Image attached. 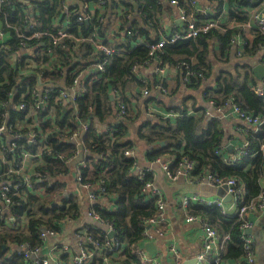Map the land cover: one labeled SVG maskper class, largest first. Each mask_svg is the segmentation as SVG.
Segmentation results:
<instances>
[{"label":"trees","instance_id":"trees-1","mask_svg":"<svg viewBox=\"0 0 264 264\" xmlns=\"http://www.w3.org/2000/svg\"><path fill=\"white\" fill-rule=\"evenodd\" d=\"M24 1L32 6L34 16L41 22L40 26L53 31L51 22L61 11L57 0H14L11 4L0 3V24L5 19L9 24L14 25L13 27H19L24 31L26 27L23 23L24 13L21 7ZM178 1L185 3L188 0ZM224 1L228 7V23L234 24L233 27L222 25L218 13L211 17H203L204 12L197 5L194 8L187 7L188 13L193 16L197 24L216 19L218 24L197 37L178 40L164 46L159 52V60L162 66H175L182 75L185 73V66L194 72H202L205 79L195 86H200L205 80L211 79L214 85L213 93L219 99L216 101L222 102L234 97L243 111L259 115L264 120V97L255 96L249 89V85L254 82L251 60L253 55L258 54L260 47L264 48V34L255 26L252 27V39L247 41L244 54L240 58L231 59V45H229L235 33L245 36L239 25L247 22L251 16L250 12L259 10L264 0H255L254 3H250L249 0H211L210 5L216 2V10H218V6H223ZM117 5L123 7V13L118 17L120 18L118 36L120 33L125 34L127 29L131 31L129 39L124 35L125 40H122L120 36L121 40L116 46L120 49V53L111 56L103 73H90L89 78L84 81L88 92L85 96L76 99L75 108L65 110L62 105H53L51 110L53 116L49 120L41 123L40 118H32L19 129L15 128V123L27 119V110L16 112L6 101L8 93L19 77L20 68L28 67L23 62L14 65L9 61L10 54L19 49L20 39L12 26L5 28L10 40L0 47V102H6V108L0 110V113L6 111L9 123L17 131L24 136L28 132L34 133L44 146L41 157L34 160V177H31L32 180L38 177L41 179V182L35 180L32 182L34 187H41L44 192L35 195L27 191L18 199L15 198L18 205L12 209L16 211L19 220L25 219L26 222L18 230H3L0 233L1 264H26L21 256L3 251L2 244L13 243L17 246L28 243L32 248L40 247L44 243L39 237L41 229L59 232V225L66 219L78 220L82 213L87 211H92L100 221L111 225L116 233L111 240H117L120 246L124 245L116 260L117 264H151L139 258L135 250L143 244L146 222L156 214V199L143 190L144 184L152 182L153 177L150 173H145L140 179L136 169L138 167L136 158L125 155L126 152L134 150L132 148L134 143L129 135V124L133 125L139 115L137 109L127 108L130 106V101L136 104L137 94L127 96L126 91L132 92L135 86L144 87V84L131 74V67L139 68L153 60L148 54L146 44L161 37L160 18L164 4L159 0H106L105 11L113 10ZM91 25L92 22L82 25L80 31L84 36L91 34ZM178 27L180 30L183 23L180 22ZM76 33L75 28L71 29L70 37L73 38ZM139 39L142 42L133 46V41ZM35 41H27V44L32 47ZM45 43H48L47 40ZM89 44L85 41L78 49H74L72 39L64 38L58 44L52 45L51 51L54 55L49 56L47 52L41 57L40 48L45 47L41 45L32 53L29 49L24 59L29 62L41 58L44 61L49 60L52 71L44 69L43 81H59L63 78L65 83L71 84L77 68L86 69L94 62L90 61L93 60L92 58L88 60L91 49ZM51 57L52 60L49 59ZM214 61L217 64L222 63L223 67L218 70L219 66H215ZM229 66L231 68L227 69ZM20 78L24 79V77ZM25 81L22 85L23 89L36 84L34 75H30ZM191 84H194V81ZM207 89H209L208 85L202 87V91ZM110 91H116L121 95L120 101L126 107V111L124 110L122 114L118 104L111 101ZM20 92L18 90V94ZM15 98L17 99V95ZM29 103L27 97L25 103L27 109L30 108ZM179 112L185 114L186 107L182 105ZM38 117H42V114H38ZM156 119L157 121L152 122H139L135 130L137 138L155 145L147 150L146 160L152 161L158 155L173 152L178 157L188 156L198 163L195 172L207 168L220 176H234L244 184V200L251 201L256 198L261 191L260 181L264 172V152L259 149L260 145H264V125L257 133L248 134L249 149L252 152L233 166L225 164L221 156L214 153L215 148L222 143L223 137L219 121H209L201 115L184 116L174 121H171V118ZM82 121L87 123V129L81 135L84 143L81 157L86 165L80 169L81 177L77 182L92 190L97 200L96 203L89 204L85 212L79 198L68 195L63 190L62 183L56 179L60 173H64L69 168L65 162L74 155L77 148L68 138L79 129ZM98 124L113 130L109 134H103L101 131L104 128L99 130ZM164 141L165 144L162 145ZM21 144L25 149H31L25 138L21 140ZM71 164H74L75 168V163ZM104 195L109 201L110 196L115 197L113 210H107L99 205V197ZM191 213L205 219L221 236L229 235L230 239L223 246L221 259L230 257L243 259L241 222L237 218H225L218 208L202 205L195 207ZM82 231L83 234L98 241L100 245L98 249L87 241H84V244L95 256L90 264H100L102 258L110 256V253H103V245L106 241L105 229L92 224L86 225ZM60 260L63 264H69V255L62 254Z\"/></svg>","mask_w":264,"mask_h":264},{"label":"built area","instance_id":"built-area-1","mask_svg":"<svg viewBox=\"0 0 264 264\" xmlns=\"http://www.w3.org/2000/svg\"><path fill=\"white\" fill-rule=\"evenodd\" d=\"M13 1L14 0H0V3L11 4ZM206 1L209 2L211 0ZM58 2L61 7V18H59L61 19V23L57 24L58 26H56V24H52L53 31L43 29L40 26L41 22L38 17L34 16L32 6L26 4L25 1L21 5L24 13L23 23L26 27L24 31H22L19 27H13L14 25L12 26L5 19L4 22L0 24V47H3L7 41L10 40V35L5 32L6 27L12 26L16 36L20 39L19 49L10 54L9 61L14 65L23 62L27 64L28 67L20 68L18 73L19 77L16 79L12 90L8 93L6 101L9 102L11 109L16 112L27 110V119L21 123H15L16 129L24 126L25 122L28 121L29 118L34 117L37 114L43 115V121L48 119L51 115L53 105H62L65 110L75 108L76 99L85 96L88 92V88L84 85V81L89 78L90 73H103L107 68L110 56L117 52L114 46L103 41H99L102 35L101 29L102 26H104L103 24L105 21L103 15L101 14L102 12L100 11L106 5V0H79L77 4L71 5H66L64 3L65 0H58ZM249 2L254 3L255 0H249ZM169 3L176 6L179 22L183 23V27L179 30L178 25H175L169 33L163 34L156 41L146 44L149 56L153 57L152 61L157 64L155 68V73L157 75H161L164 72L162 63L159 60V52L164 46L173 44L178 40L197 37L200 33H205L218 24L217 19L197 24L193 16L187 11V7L194 8L197 5L196 0H188L185 3L179 2L178 0H170ZM201 11L205 12L203 9ZM250 14L251 20L255 24L256 29L264 34V1L262 2L259 10H252ZM90 22H92L91 34L84 36L80 29L83 24H89ZM73 28L76 29L77 33L73 38H71L69 32ZM124 35L127 39H129L131 31L129 29L125 30ZM64 38L72 39L74 49H78L81 43L85 41L90 42L91 46H94L97 60L95 63H92L91 67L86 69H83L84 67L77 68L71 84L65 83L63 78L59 81H43L44 69L52 71L49 60L44 61L41 58L38 61L31 60L29 62L24 59V57H27L29 49L31 50L30 53H32V51L39 49L41 45H45V47L40 48L41 51L39 55L42 57L48 52L49 56H52L54 55V52L51 51L52 45L58 44ZM32 40L36 41L32 44V47H30L27 44V41ZM45 40H47V44L45 43ZM141 42L142 40L139 39L133 41L132 44L134 46ZM236 55L240 56L238 48H236ZM262 63L264 66L263 60ZM137 70L138 67L132 66L131 74L135 75ZM30 75L35 76L37 83L23 89L22 85L26 82L25 80L28 79ZM20 77H24V79L21 80ZM204 79L205 77L202 72H194L188 66H185V73L183 75V81L185 83L191 84L192 81H194V84H197L199 81ZM139 81L144 84V89H142L141 93L143 95H147V82L143 79H139ZM18 90L21 91L19 94ZM250 90L256 96L264 97V82L250 85ZM112 93L117 98L120 114H122L125 110V106L120 101V95L116 91H113ZM16 95L17 99L13 101ZM27 97L30 102L29 109H27L25 104L27 102ZM6 102H0V110H4L6 108ZM205 102L209 109L204 108V114L209 120H220L225 107H229L233 112H235L237 117L243 123L242 127L239 129L244 133V135L252 132L251 127L254 128L253 133H256L264 125V120L259 115L243 111L234 97H229L222 102H218L212 97H208L205 99ZM33 110L38 111L36 115L32 114ZM184 115L185 114L181 112L172 111L166 114V116L170 118L183 117ZM186 115H188V113ZM42 120H40L41 123ZM86 127L87 123L79 124V129L74 131L68 138L77 150L72 157L66 160V162L75 163V169H77L75 180L78 182L81 177L79 169L85 167L86 165L85 161L82 160L81 157V149L84 147L81 135L87 129ZM15 128L9 123L7 112L5 111L0 113V222H7L10 225V228L14 231L21 228L25 221L22 222V219L19 220L16 215L10 214L6 216L4 212L10 211L14 206L18 205L15 198L18 199L21 197L22 193L27 192L29 188H31L32 175L28 170L30 165L29 162L34 159H39L44 151V146L38 139L37 135L28 132L24 136ZM112 130L113 129L111 128H106L102 131V133L109 134ZM23 138H25V142L31 146L30 150L25 149L21 144V140ZM259 149L264 152V145H260ZM250 152L249 142H246L244 147L239 149L232 158L226 159L224 162L228 164H235L241 155H248ZM125 155L131 158L136 157L134 150L126 152ZM154 162L160 167L162 173L172 181L184 179L189 183L193 182L197 185H205L214 189L224 185L226 186L225 194H228L231 197L230 201L227 203L224 202L223 198L218 195L209 198L197 193H192L183 194L181 196L180 207L183 210H187L192 204L206 207H216L226 218H237L238 221L241 222L240 229L243 241L244 257L243 259L236 260L234 264H255L254 245L251 238L252 234H247L246 231L251 230L253 225V222L248 219V214L260 213L264 210V187L261 188V191L255 199L245 201L244 184L234 176H220L207 168H203L199 172H195L197 163L187 156H181L179 158L176 156H160ZM136 166L138 165L136 164ZM136 169L140 179H142L145 173H150L154 176L153 170L149 166L143 169L138 166ZM36 179L40 178L38 177ZM79 185L88 192V205L94 203L96 195L92 192V190H89L87 186H83L81 184ZM143 190L149 192V194L156 199V214L146 222L147 227L144 231V239L147 240L151 239L154 235H162L164 233L163 228L167 225L165 217L166 204L164 198L162 197V193L155 186L153 181L146 182ZM86 213L95 225H99L105 229L106 241L103 245V253L112 254L115 252L120 245L117 240H111V238L107 236L108 232L113 230L111 225L100 221L98 216L92 211H87ZM184 220L186 223H198L202 231L201 248L195 257L196 264H220L222 246L230 239L229 235L221 236L205 219L198 215L187 212ZM72 221L73 220L71 219H66L64 223H72ZM148 225L150 228H148ZM81 232L83 231L81 230ZM58 234L59 232H55L50 229H41L39 237L45 242L47 237H57ZM76 236L79 240L78 250L76 253L71 254L70 261L73 264H90L95 256L94 253L89 251L85 246L84 241H87L91 246L97 249L100 245L97 240H94L91 236H87L86 234H76ZM57 247L58 245L54 243L50 251L45 256H42L40 254L42 247L32 248L28 243H22L16 246L14 253L21 256L26 264H50L51 262L53 264H63L59 256L55 258L53 253ZM61 248L64 251L67 250L66 246H61ZM169 251L173 255V264H181L182 261L176 247L169 246ZM135 252L143 261L150 262L151 264H161L158 259L149 256L148 253L141 247L136 248Z\"/></svg>","mask_w":264,"mask_h":264},{"label":"crops","instance_id":"crops-1","mask_svg":"<svg viewBox=\"0 0 264 264\" xmlns=\"http://www.w3.org/2000/svg\"><path fill=\"white\" fill-rule=\"evenodd\" d=\"M159 1L162 4H164V9L161 13V18H160V31L162 36L163 34L169 33L172 30V27L175 25H179L180 22L178 19V12L176 6L170 4L168 0H159ZM196 1L198 3L197 7L205 11L203 13L204 15L201 14L203 17L206 16L211 17L214 16L216 13H218V17H220L219 21L222 25L233 27L234 24L228 23L229 22L227 17L228 7L225 1L223 2V6L221 7L218 6V10H216L217 7L215 5L216 2L213 3V5H210V1L209 2L206 0H196ZM78 2L79 0H65L64 3L66 5H71V4H77ZM58 4L60 5L59 2ZM105 8L106 5L100 11L102 12L101 13L102 15L104 14L103 16L104 19L106 20L104 21L103 24L104 26H102L101 29L102 35L99 41H103L109 45L114 46L115 49L117 50L115 54H117L120 53V49L116 47L119 41L121 40L120 36H122V40H125V38L123 37L124 34L121 35L120 33V35L118 36L119 33L118 29L120 27V21H119L120 18L118 17L123 13L122 12L123 7L117 5L114 7L113 10H108V11H105ZM60 14L61 12L57 17H55L52 20L51 24L53 25L56 24V26H58L57 24L61 23V19H59L61 18ZM254 26L255 24L251 20V17H249V20L247 22L239 25V27L242 28L241 29L242 32L245 33V36L243 37L242 34L235 33L234 36L232 37L233 39L231 38L232 40H230L229 43V45H231V50H230L231 59H234L235 57L240 58V56L244 54V48L248 43L247 41L252 39L251 28ZM89 45H91V43ZM236 48L239 49L240 56L236 55ZM253 56H254L253 60H251L253 65L257 63L263 64L262 60L264 61V48L260 47V51L258 52V54ZM90 58L93 59L90 61H94L92 63H95V61L97 60L96 59L97 55L94 51V46H91V49L89 50L88 60ZM49 59L52 60L53 57ZM216 64L217 63L214 61L215 66ZM156 66L157 64L154 61L147 62L141 67H139L137 72L135 73L136 78L143 79L145 82H147L146 85V87L148 88L147 95H143L141 93L142 89H144L142 87L138 88L135 86L132 92L126 91L127 96L131 94L133 95L137 94L135 99L138 100L137 102L135 101L136 104H133L134 101H130V106H127V108L133 107L134 110L137 109V111L139 112V115L136 118V120L133 122V125L129 124V131H130L129 135H130V139L134 143V146L132 148H134V153L136 156L135 158L137 161L136 164L141 169L146 168L147 166L152 168L154 173V176H152L153 177L152 181L154 182L155 186L159 189V191L162 193V197L164 198L166 204L165 217H166L167 225H165V228H163L164 233L162 235H154L151 239H147V240L144 239L143 244L140 247L145 250L144 244L152 243L153 246L155 247V252L151 255V257L158 259V261L161 264H173V257H172L173 255L169 251V246H174L176 247L179 256L181 258L182 261L181 264H196L195 257L201 248L202 231L198 223L195 222L186 223L184 219L187 212L191 213L193 209L199 205L192 204L187 210H183L180 207V199L183 194H192V193H197L204 197L211 198L217 196L216 189L205 185H197L193 182L189 183L184 179H178L177 181L170 180V178H168L166 175L162 173L160 167L156 165L157 163H155L154 161L160 156H166V157L176 156V153L173 152V153H166L164 155H158L152 161L146 160L145 155L147 150L151 149L155 145L147 143L137 138L135 135V130L139 122L145 123V122L157 121L156 118L158 117H162L164 119L170 118L167 117L166 114L171 111L179 112V108L182 105L186 107V113L184 116L201 115L206 120H209L207 116L204 114V108L209 109V107H207L206 105L205 99L208 97H212L215 100H219V99H217L216 98L217 95L216 94L214 95L213 93L212 88L214 87V85L213 82H211L212 81L211 79L205 80L200 86H195V84L185 83L183 81L182 73L175 66L174 67L163 66L164 72L161 75H157L155 73ZM220 68L221 65L218 67V70ZM230 68L231 67L229 66L227 69ZM252 75L254 77V82L251 83L250 85L264 82V76L259 80H257L255 75L254 74ZM205 85L206 86L208 85L209 89H207L206 91H202V87H205ZM250 85H249V89H250ZM112 92L113 91H110L109 93L110 99L111 101L117 103V98L114 96ZM119 98H121V95ZM15 99L16 98H14L13 101H15ZM125 111H126V107H125ZM37 112H38L37 110H33L32 114L36 115ZM187 113L188 115H186ZM52 116L53 114L51 113L50 117L44 121L42 120L43 115L42 117H38V114L29 119L31 120L32 118H40V120H42L43 123L49 120ZM174 119L176 118H171L170 120L174 121ZM217 121H219V125L223 130V137H222V143H220L215 148L214 153L217 156H221L222 160L224 161L226 159L232 158L238 152L239 149L244 147V144L249 141L248 134L244 135V133L240 131L239 128L242 127L243 123L237 117V114L233 112L229 107L224 108L221 119ZM84 122L85 121H82L80 124H83ZM104 127L105 126L98 124L97 128L100 130L103 129ZM105 129L106 128H104L102 131H104ZM251 129L252 132L249 135L255 134L253 133L254 128L251 127ZM161 144L162 145L165 144V141L162 142ZM250 151L252 152V150ZM251 152L248 155H241V157L235 164H228L225 162L224 163L233 166L237 165L242 158L249 156ZM181 156H185V155H181ZM34 160L29 162L30 165L28 170L29 173L32 175L31 177H34L33 175ZM194 161L197 163L196 160ZM65 163L69 165V168L64 173H60L56 179L57 181L62 183L63 190L68 195L79 198L85 212V209L88 206V192L87 190L81 188L78 182L75 180V177L77 175V169L74 168V164L68 162ZM34 180L37 182L39 181L41 182V179L33 178L32 181L34 182ZM33 182L31 188H29L28 190L29 193L31 191L35 195H41L44 192L43 189H40L41 187L40 188L34 187ZM260 186L261 188L264 187L263 179H261L260 181ZM105 196L106 195L99 197V205L102 208L105 207L107 210H113L114 202L116 200L115 197L110 196V201H109L108 198ZM4 214L6 216L10 214L16 215V211L12 209L10 211L4 212ZM248 219L253 222L250 234H252L251 238L254 245L255 264H264V210L256 214L249 213ZM24 221L25 219H22V222ZM92 224H94V222L87 215L86 212L82 213V216H80L78 220H73L72 223H61L59 225L58 236L47 237L45 239V242L43 241L44 242L43 245L40 246V248L42 247V249L40 250V254L42 256H45L50 251L53 244L56 243L58 247L53 252L55 258L58 256L60 258L62 254H68L70 259L71 254L76 253L78 250L79 240L76 234L78 235L83 234L84 231L81 233L83 227ZM3 230L14 231L13 229L10 228V225L7 222H0V233H2ZM61 246H66L67 250L66 251L62 250ZM123 246H120L118 249H116V251L110 254L109 257L102 258L100 264H117L116 260L118 259L120 250L122 249ZM223 246H222V256H223ZM1 248L3 251L14 253V249H16V246L13 243H8L7 245L2 244ZM240 258L241 257H238L236 259L233 257L227 259L222 258L220 260V264H234L235 261L239 260ZM50 264L53 263L51 262ZM69 264H73V263L69 260Z\"/></svg>","mask_w":264,"mask_h":264},{"label":"water","instance_id":"water-1","mask_svg":"<svg viewBox=\"0 0 264 264\" xmlns=\"http://www.w3.org/2000/svg\"><path fill=\"white\" fill-rule=\"evenodd\" d=\"M252 73L255 75L256 79L259 80L260 78H262L264 76V66L260 63H257L255 65L252 66ZM225 191H226V186H221V187H218L216 189V193L218 196H221L223 198V201L224 202H229L230 201V195L228 194H225ZM149 228V226H148ZM247 234H250L251 233V230H247L246 231ZM115 231L112 230V231H109L107 236L109 238H113L114 235H115ZM144 248L146 250V252L148 253L149 256H151L154 252H155V247L153 246L152 243H146L144 244Z\"/></svg>","mask_w":264,"mask_h":264},{"label":"rangeland","instance_id":"rangeland-1","mask_svg":"<svg viewBox=\"0 0 264 264\" xmlns=\"http://www.w3.org/2000/svg\"><path fill=\"white\" fill-rule=\"evenodd\" d=\"M45 63H46V62H45ZM220 65H221V67H223L221 63L216 64V66H220Z\"/></svg>","mask_w":264,"mask_h":264}]
</instances>
